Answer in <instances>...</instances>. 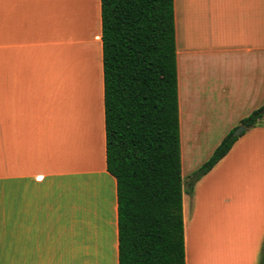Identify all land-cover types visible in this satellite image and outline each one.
I'll use <instances>...</instances> for the list:
<instances>
[{
  "label": "crops",
  "instance_id": "crops-1",
  "mask_svg": "<svg viewBox=\"0 0 264 264\" xmlns=\"http://www.w3.org/2000/svg\"><path fill=\"white\" fill-rule=\"evenodd\" d=\"M66 3L0 0V264H119L101 1L81 3L78 30ZM174 10L183 174L193 140L264 106V0ZM183 214L186 264H261L264 126L184 193Z\"/></svg>",
  "mask_w": 264,
  "mask_h": 264
},
{
  "label": "trees",
  "instance_id": "trees-1",
  "mask_svg": "<svg viewBox=\"0 0 264 264\" xmlns=\"http://www.w3.org/2000/svg\"><path fill=\"white\" fill-rule=\"evenodd\" d=\"M100 1L106 157L117 181L119 264H186L184 193L192 195L245 132L234 137L231 130L185 189L174 0ZM263 108L240 126H264Z\"/></svg>",
  "mask_w": 264,
  "mask_h": 264
},
{
  "label": "rangeland",
  "instance_id": "rangeland-1",
  "mask_svg": "<svg viewBox=\"0 0 264 264\" xmlns=\"http://www.w3.org/2000/svg\"><path fill=\"white\" fill-rule=\"evenodd\" d=\"M81 1H83L84 4L87 3V10H88V5L93 3V0H81ZM81 1H80V3H81ZM82 4H80V6ZM249 115H247V116H249ZM239 127L240 126L236 125V128H234V129H238ZM257 127H259V126H257ZM261 127H262V125H261ZM214 134L215 135L213 138L208 139V142H209L208 145L204 143L205 142L204 139H199L198 143L195 142L194 140L191 142V144H190V147H191L190 161L186 163L185 172L183 171V174H182L183 185L185 186V189L188 187V183L190 182V177L193 174V172L196 169H198L203 162L207 161L210 158V156L214 152V149L221 142V140H222V138L220 137L221 130L215 129Z\"/></svg>",
  "mask_w": 264,
  "mask_h": 264
},
{
  "label": "bare ground",
  "instance_id": "bare-ground-1",
  "mask_svg": "<svg viewBox=\"0 0 264 264\" xmlns=\"http://www.w3.org/2000/svg\"><path fill=\"white\" fill-rule=\"evenodd\" d=\"M80 1L81 0H67V3H66V7L68 8L67 9V11L69 10V14H70V17H69V15L68 14H65L66 16H67V19H68V22H71V24H69L70 26L69 27H73V25H74V27L73 28H75L76 27V29L77 28H81L80 27V25H81V23L82 22H80V24L79 25H77L76 26V22H79V21H77V19L79 20V18H78V16L79 17H81V14H83L84 13V7L82 8V5L80 6V4L81 3H83V1H81V3H80ZM80 3V4H79ZM89 7H91L90 5H89ZM93 7H96L95 6V3H94V5H93ZM88 13H89V11H88ZM87 13V14H88ZM71 19H74V23H73V20H71ZM76 19V20H75ZM93 20H95V19H93ZM79 26V27H78ZM72 28V29H73ZM78 30V29H77ZM80 30V29H79ZM76 31V30H75ZM77 32V31H76Z\"/></svg>",
  "mask_w": 264,
  "mask_h": 264
},
{
  "label": "water",
  "instance_id": "water-1",
  "mask_svg": "<svg viewBox=\"0 0 264 264\" xmlns=\"http://www.w3.org/2000/svg\"><path fill=\"white\" fill-rule=\"evenodd\" d=\"M263 112H264V108H263ZM246 131H247V128L246 127L240 126L238 129H236L234 131L233 136L234 137H238V136H240L241 134H243Z\"/></svg>",
  "mask_w": 264,
  "mask_h": 264
},
{
  "label": "snow or ice",
  "instance_id": "snow-or-ice-1",
  "mask_svg": "<svg viewBox=\"0 0 264 264\" xmlns=\"http://www.w3.org/2000/svg\"><path fill=\"white\" fill-rule=\"evenodd\" d=\"M262 261H264V254H262Z\"/></svg>",
  "mask_w": 264,
  "mask_h": 264
}]
</instances>
